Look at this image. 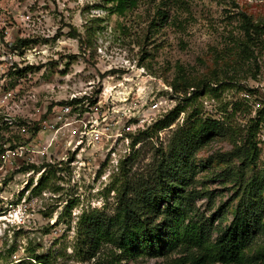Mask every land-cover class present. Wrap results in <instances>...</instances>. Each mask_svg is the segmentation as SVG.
<instances>
[{
	"label": "rangeland",
	"instance_id": "rangeland-1",
	"mask_svg": "<svg viewBox=\"0 0 264 264\" xmlns=\"http://www.w3.org/2000/svg\"><path fill=\"white\" fill-rule=\"evenodd\" d=\"M111 5L45 0L33 7L45 29L31 45L41 61L25 111L44 116L52 103L83 96L73 104L84 118H98L102 138L89 134L69 162L42 174L28 196L38 197L35 223L0 238V264H172L176 254L120 261L111 245L82 260L77 224L83 211L113 214L122 181L153 176L162 152L198 117L222 125L195 156L194 187L206 194L196 214L213 219V239L245 190L256 184L264 199V0H143L123 16ZM245 16L263 26L251 59L241 56ZM14 175L0 188L9 198L27 179ZM262 249L264 233L248 253Z\"/></svg>",
	"mask_w": 264,
	"mask_h": 264
},
{
	"label": "trees",
	"instance_id": "trees-1",
	"mask_svg": "<svg viewBox=\"0 0 264 264\" xmlns=\"http://www.w3.org/2000/svg\"><path fill=\"white\" fill-rule=\"evenodd\" d=\"M109 1L111 10L123 16L143 0ZM245 18L241 56L251 59L263 26ZM180 132L168 151L162 152L153 176L144 182L129 178L122 181L113 214L98 209L82 212L75 244L82 260H91L103 245H111L119 251L120 261L176 254L172 264H264V249L248 253L264 233V199L256 184L243 192L232 220L217 238L213 239V219L196 214L197 200L206 194L194 187L195 156L199 148L222 132L221 122L198 117ZM139 141L133 139L131 146ZM116 260L111 259L110 264H117Z\"/></svg>",
	"mask_w": 264,
	"mask_h": 264
},
{
	"label": "built area",
	"instance_id": "built-area-1",
	"mask_svg": "<svg viewBox=\"0 0 264 264\" xmlns=\"http://www.w3.org/2000/svg\"><path fill=\"white\" fill-rule=\"evenodd\" d=\"M36 3L45 0H0V188L14 174L27 177L10 198L0 191V238L35 223L38 197L28 196L49 167L70 160L89 134L102 138L98 118L90 114L85 119L71 102L81 98L76 95L52 103L44 116L25 111L36 97L31 71L41 61L32 56L31 45L45 29L35 19Z\"/></svg>",
	"mask_w": 264,
	"mask_h": 264
}]
</instances>
